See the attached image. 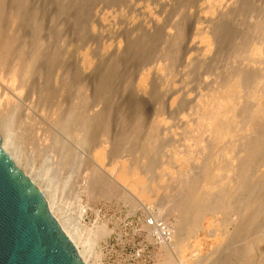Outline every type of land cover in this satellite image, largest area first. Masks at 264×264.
<instances>
[{"label":"rangeland","instance_id":"374dc122","mask_svg":"<svg viewBox=\"0 0 264 264\" xmlns=\"http://www.w3.org/2000/svg\"><path fill=\"white\" fill-rule=\"evenodd\" d=\"M3 1L0 116L22 155L8 148L86 263L163 264L183 236L195 264H264L247 211L264 197V0Z\"/></svg>","mask_w":264,"mask_h":264},{"label":"water","instance_id":"95a60500","mask_svg":"<svg viewBox=\"0 0 264 264\" xmlns=\"http://www.w3.org/2000/svg\"><path fill=\"white\" fill-rule=\"evenodd\" d=\"M0 264H86L0 136Z\"/></svg>","mask_w":264,"mask_h":264},{"label":"bare ground","instance_id":"6f19581e","mask_svg":"<svg viewBox=\"0 0 264 264\" xmlns=\"http://www.w3.org/2000/svg\"><path fill=\"white\" fill-rule=\"evenodd\" d=\"M2 5H4V7H2ZM4 9V11H3V9ZM6 11H5V4H4V1L3 0H0V15H5L4 13H5ZM6 13H8V12H6ZM10 13H12V12H10ZM13 15V14H12ZM15 15V14H14ZM16 18H17V20H19V18H20V14L18 15V12L16 13ZM6 17H7V15H6ZM2 18H0V41L3 39V34L1 33V31L2 32H4L2 29L5 27H3V25H2V20H1ZM5 29V28H4ZM2 34V35H1ZM5 34V33H4ZM2 44V43H1ZM5 44V43H4ZM5 46H6V44H5ZM0 47H1V45H0ZM7 47V46H6ZM4 49L5 50H7L5 47H4ZM3 49V50H4ZM4 50V51H5ZM2 51V50H1ZM3 51V52H4ZM8 51V50H7ZM7 53V52H6ZM11 74H12V77H15V76H17V74H18V71H17V68H13V69H11ZM17 78V77H16ZM16 80V79H15ZM262 100H264V99H262ZM14 101V100H13ZM259 101V100H258ZM12 102V101H11ZM260 102V101H259ZM8 102H6V104H7ZM13 103V102H12ZM14 103H15V101H14ZM11 106H12V104H11ZM15 106V105H14ZM254 106V105H253ZM11 108V107H10ZM15 108V107H14ZM253 109H257V110H261L260 109V106L258 105V106H256V107H254ZM249 112V111H248ZM251 112L252 113H254V111H252L251 110ZM6 115L5 116H0V126L1 127H4V129L3 128H0V131H1V129H2V131L0 132V136H1V138H2V146H3V148L10 154V151H9V148L8 147H11V148H13L14 149V151H15V153L16 152H18V150H20V152H18V156H21L22 155V152H21V149H20V142H16L15 141V137L13 136V134H12V131H11V128H10V121H12V120H14V111L11 109L10 110V112L9 113H5ZM248 113H246L245 115H247ZM251 115V114H250ZM253 115V114H252ZM252 115H251V117H252ZM247 117H249L250 118V116L249 115H247ZM246 118V117H245ZM248 118V120L247 121H249V126H250V121L252 120V119H254L255 117H252V118H250L249 119ZM260 138V137H259ZM264 141V140H263ZM262 141V142H263ZM256 146H257V144H256ZM262 146H264V145H262ZM246 149V148H245ZM250 151V150H249ZM252 151H250L249 153H251ZM253 154V153H252ZM11 155V157L15 160V162H16V164L21 168V169H23L24 170V172L37 184V186L41 189V191L43 192V190H42V188H41V186L39 185V183L37 182V179H36V177H34L33 175H31L30 174V172H27L21 165H20V163L18 162V160H17V158H16V156L12 153V154H10ZM255 155V154H254ZM21 158V157H20ZM19 159V158H18ZM239 183V182H238ZM50 193L52 194V193H54L53 192V190L52 189H50ZM129 193V195L127 194V193H123L122 195H121V198L122 199H124V201H129L130 203H131V205H132V207H133V204H135L136 205V201H137V199L139 198V197H135V196H137L136 194H132L131 192H128ZM43 194L45 195V197H46V199H47V202H48V205H49V209H50V211L52 212V214L56 217V219L58 220V222L60 223V225H61V227L63 228V230L66 232V234L71 238V240H72V242L74 243V245L76 246V248H77V250H78V252H79V254L81 255V257L84 259V261L85 262H87L88 261V256H89V250H88V242H87V240H85L84 239V236H78V234H77V236H73V234L71 233V231L69 230V229H67L64 225H63V223H62V221H61V219L59 218V216L57 215V212L55 211V208L56 209H58L59 211H61V207H60V205H59V203H58V201L56 200V197H55V195L53 194L52 196V198H49V196H47L46 194H45V192H43ZM135 195V196H134ZM264 195V194H263ZM132 196H134V197H132ZM190 199V198H189ZM141 201H142V199H140ZM128 202V203H129ZM140 202V201H139ZM192 203V202H191ZM212 203V202H211ZM249 204H248V206H247V211L250 213V217L252 216L253 218H255L256 216H258V214H262V213H264V197L262 196V194L261 195H257V196H255L252 200H250L249 202H248ZM197 204V203H196ZM208 204V203H207ZM134 205V206H135ZM138 206H140V205H136V207H138ZM218 206V205H217ZM222 206V205H221ZM186 207V206H185ZM216 207V206H215ZM181 209V208H180ZM206 209V208H205ZM236 209V208H235ZM198 213H199V211H198ZM195 214L194 216H193V220H192V224H190L189 226H190V229H189V231H190V233H191V230L192 229H194V226L196 225L195 223H196V221H197V218L199 219V217H200V214ZM210 213V212H209ZM212 214V213H211ZM214 215H215V213H214ZM199 216V217H198ZM202 217V216H201ZM212 217H214V216H212ZM253 218H251V219H253ZM238 219V218H237ZM255 220V219H254ZM252 222V221H251ZM199 223V222H198ZM197 225H199V224H197ZM241 227V226H240ZM257 229V228H256ZM255 229V230H256ZM239 230V229H238ZM237 230V231H238ZM236 230H234V232H235ZM242 231V230H241ZM240 231V232H241ZM250 231V230H249ZM96 233L94 234L93 233V238H94V240H100V239H103L108 233H107V231L104 229V228H101V229H98L97 231H95ZM209 232H212V231H209ZM233 232V231H232ZM189 233V234H190ZM192 233H193V231H192ZM191 233V234H192ZM190 234V235H191ZM233 234V233H232ZM189 235V236H190ZM239 236V235H238ZM264 236V235H263ZM91 237V238H92ZM231 237V236H230ZM246 237V236H245ZM189 238V237H188ZM187 238V239H188ZM187 239L185 238V237H181L180 239H179V243H178V245L177 246H175V248H174V246H171V247H173L174 248V250H175V252H176V254H174V255H171L170 253H165L166 255V257H165V262L163 263V264H195L196 262H195V257L199 260V261H201V259L196 255V254H194V253H192V254H194V255H192V256H188L186 259H184V255H186V252L188 251V245L186 244V242H187ZM239 239V238H238ZM241 240V239H240ZM239 240V241H240ZM167 242V244L169 243V240L168 241H166ZM164 244V243H163ZM166 244V243H165ZM164 244V245H165ZM236 244V243H235ZM169 245H171L170 243H169ZM199 245V244H198ZM228 247V246H227ZM166 248V247H165ZM172 248V249H173ZM192 248H194V246H192ZM164 249V248H163ZM171 249V250H172ZM229 249V248H228ZM166 250V249H165ZM193 250V249H192ZM167 251V250H166ZM191 251V250H190ZM194 251H195V249H194ZM196 251H197V249H196ZM218 251V250H217ZM224 251V250H223ZM171 252H173V251H171ZM199 252V251H198ZM197 252V253H198ZM220 252H222V251H220ZM212 253V252H211ZM210 253V254H211ZM216 253V252H215ZM224 253H225V251H224ZM219 255H220V253H219ZM224 256V255H223ZM209 257V256H208ZM220 257V256H219ZM225 257V256H224ZM228 257V256H227ZM237 257L238 256H236V259H237ZM217 258V257H216ZM215 258V259H216ZM228 258H230V257H228ZM228 258H226L225 257V259L227 260ZM234 258V257H233ZM221 258H219V261H217L218 263H222L221 261L224 259H221ZM235 259V260H236ZM218 260V259H217ZM231 261V260H230ZM206 262V261H205ZM214 262V261H213ZM223 262H225L226 263V261L225 260H223ZM227 262H229V260H227ZM233 261H231V262H229V263H232ZM239 262V261H238ZM202 263V262H201ZM200 262H198L197 264H201ZM217 263V264H218ZM87 264V263H86ZM203 264V263H202ZM212 264V263H211ZM214 264H216L215 262H214ZM227 264V263H226Z\"/></svg>","mask_w":264,"mask_h":264},{"label":"built area","instance_id":"2783aa9c","mask_svg":"<svg viewBox=\"0 0 264 264\" xmlns=\"http://www.w3.org/2000/svg\"><path fill=\"white\" fill-rule=\"evenodd\" d=\"M151 226V227H157V228H159L160 229V231H162L163 233H165V227H162V225L160 224V223H157V222H155V221H153V219H151V220H149L148 222H147V226ZM148 226V227H149ZM164 236H165V234H163Z\"/></svg>","mask_w":264,"mask_h":264}]
</instances>
